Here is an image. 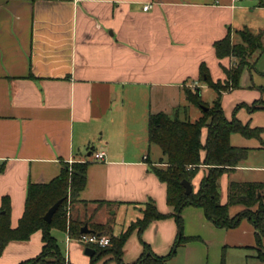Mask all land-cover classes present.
<instances>
[{
  "label": "crops",
  "instance_id": "0c3cea01",
  "mask_svg": "<svg viewBox=\"0 0 264 264\" xmlns=\"http://www.w3.org/2000/svg\"><path fill=\"white\" fill-rule=\"evenodd\" d=\"M242 1L0 0V207L9 197L11 227L17 228L24 214L30 183L48 184L66 164L85 161L87 184L72 217L91 231L110 223L118 237L143 218L151 201L160 213L172 214L167 185L152 170L166 158L161 149L162 156L154 157L149 115L187 119L184 90L206 87L199 81L202 63L214 81L226 79L223 67L230 68L233 58L219 60L214 44L229 32L234 44L241 42L239 31L253 32L244 18L249 6ZM147 4L152 8L145 11ZM251 11L264 14V6ZM236 34L240 42L234 41ZM262 88L264 54L244 70L239 88L223 94L228 120L235 115L262 132L259 139L231 135L233 146L249 151L235 171L220 178L222 203L229 183L240 182L234 180L238 174L264 172V110L235 111L264 101ZM98 153H104L103 160L95 159ZM205 175L203 168L193 180L195 191ZM182 219V235L191 240L166 264H226L225 249L251 245L255 235L246 220L235 229L217 228L201 208H185ZM52 233L70 264H118L112 254L93 262L94 247L66 232ZM179 234L174 216L152 222L142 234L136 229L123 246V263L135 264L144 244L156 256H167ZM42 248L37 231L28 241L10 242L0 264H20ZM87 249L94 254L87 255Z\"/></svg>",
  "mask_w": 264,
  "mask_h": 264
},
{
  "label": "trees",
  "instance_id": "16d2710c",
  "mask_svg": "<svg viewBox=\"0 0 264 264\" xmlns=\"http://www.w3.org/2000/svg\"><path fill=\"white\" fill-rule=\"evenodd\" d=\"M264 6V2L260 3ZM241 42L234 44L230 32L214 44L215 54L219 60L235 58L237 62L230 68H224V82L214 81L205 63L200 65L199 81L217 92V98L209 106L201 99L199 88L185 89L189 104L203 111L195 121L180 119L166 113L150 114L148 119V140L150 144L159 146L165 156V165L152 167L158 178L167 185V203L173 209L172 214L160 213L153 201L146 205L143 218L133 223L118 237L112 234V225H95L93 233L107 234L112 246L108 248L94 247L93 262L108 254H112L118 264H124L122 249L130 234L138 229L139 234L156 220L174 216L180 234L171 252L164 257L156 256L149 245L144 244V252L135 264H166L175 254L176 249L190 241L182 235V212L187 207L203 209L206 218L220 229H235L243 221H248L255 229L259 258L264 260V183L231 181L228 186L227 202L222 203L220 194V178L237 169L247 159L248 149L231 144V135L239 133L246 138H260L262 129L251 128L243 124L235 115L231 120L225 116L222 108L223 94L239 88L241 76L246 68L252 67L264 54V34L253 33L248 28L239 31ZM256 54L253 62L251 56ZM264 90V88H262ZM246 107L250 110H264V101L248 106L238 105L235 111ZM206 130V135L204 132ZM89 162L66 164L61 174L48 184H32L27 189L25 211L17 228L11 227V202L3 197L0 207V256L12 241H28L37 232H42L43 248L41 253L20 264H70L62 251L53 230L66 232L71 239L83 235L86 222L68 217L67 203L69 198L78 201L79 194L87 184ZM205 168L206 175L199 188L186 195L183 181L193 182L197 174ZM4 166H0V173ZM58 201V210L50 223L44 220L46 213ZM241 206L242 209L231 216L230 209Z\"/></svg>",
  "mask_w": 264,
  "mask_h": 264
},
{
  "label": "rangeland",
  "instance_id": "374dc122",
  "mask_svg": "<svg viewBox=\"0 0 264 264\" xmlns=\"http://www.w3.org/2000/svg\"><path fill=\"white\" fill-rule=\"evenodd\" d=\"M242 2L247 3V5L249 6L248 10H246L244 12V18H245V20H247V22H249V24H251L250 26H251V28H253V32L258 33L261 30L264 31V14L259 15L257 13H252V11H251L252 8H254V6H257L258 4H260V2H264V0H244ZM235 37L236 38L234 41L240 42V38H239L238 34H236ZM256 54L257 53H255V54H253V56H251V58H250L251 62L254 61ZM233 61H234L233 64H235L237 62V60L235 58H233ZM224 81L225 80H223L221 82H224ZM216 98H217V92L213 88L206 86L205 88H203L201 90V99L204 103L208 104L209 106H211L214 103ZM181 102H182V104H184L183 98H182ZM185 108L187 111L186 112L187 116L191 121L198 120L203 114V111L201 110V108H199L195 105H191V104L185 105L183 112H184ZM237 137H239L240 139H243L240 136H237ZM234 143H235V141H234ZM160 149L161 148L154 146V148H153V151L155 153L154 157L162 156V152ZM257 160H258V158L253 159L252 163H256ZM73 163H75V162H73ZM73 163H71L70 165H72ZM201 169H203V168H201ZM238 175L239 176H237L234 180H240V182H262V183L264 182V172L263 171H249V172L240 173ZM224 181L225 180H222V182L220 183V194H221L222 200L225 196V189L223 187ZM78 202L79 201H75V203H74L73 199L71 197L69 198V201L67 203V211L69 212V214L67 212V215L69 217H72V208ZM241 209H242L241 206L231 207V209H230L231 216L238 213ZM245 223H246V225L251 226V224H249L248 222H245ZM243 229H244V226H242L240 228V231H242ZM251 236H252L251 245L247 244L246 246H244L242 248L240 247V248H226L225 249L226 264H264V260H261L258 257L259 256V250H258L257 244L255 242V237H254L255 235L253 234ZM58 240L62 244V246L64 247V242H65L64 236L61 235V237H59ZM246 240H247V238H246ZM246 242H248V241H246ZM263 244H264V238H263Z\"/></svg>",
  "mask_w": 264,
  "mask_h": 264
},
{
  "label": "built area",
  "instance_id": "2783aa9c",
  "mask_svg": "<svg viewBox=\"0 0 264 264\" xmlns=\"http://www.w3.org/2000/svg\"><path fill=\"white\" fill-rule=\"evenodd\" d=\"M152 8L151 4H147L144 6V10L148 11ZM96 160H103L104 153H98L95 156ZM69 214V212H68ZM69 217V216H68ZM76 242L81 243L83 245H87L90 247H98V248H108L112 246L111 238L108 235L101 233H89L83 234L81 237L74 239Z\"/></svg>",
  "mask_w": 264,
  "mask_h": 264
},
{
  "label": "water",
  "instance_id": "95a60500",
  "mask_svg": "<svg viewBox=\"0 0 264 264\" xmlns=\"http://www.w3.org/2000/svg\"><path fill=\"white\" fill-rule=\"evenodd\" d=\"M182 184L185 188V194L186 195H190L194 192V186L191 182L185 180V181H183ZM60 204H61V201H58L49 209V211L46 213V215L44 217V220L46 222L50 223L52 221V218H53L54 214L56 213V211L58 210V207L60 206ZM82 233L83 234H89V233H92V231L88 228L87 225H85L82 229ZM86 254L92 255V254H94V250L87 249Z\"/></svg>",
  "mask_w": 264,
  "mask_h": 264
}]
</instances>
